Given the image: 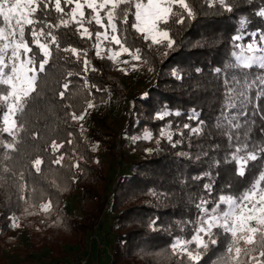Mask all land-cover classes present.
<instances>
[{
    "label": "trees",
    "instance_id": "16d2710c",
    "mask_svg": "<svg viewBox=\"0 0 264 264\" xmlns=\"http://www.w3.org/2000/svg\"><path fill=\"white\" fill-rule=\"evenodd\" d=\"M233 2V11L227 12L218 4L208 7L205 0H191L195 18L186 19L183 25H171L176 44L166 56L164 48H149L143 39L130 32L129 42L140 47L147 60L143 65L144 81L136 79V84H128L126 74L108 59L96 58L90 43L80 41L78 36L71 37L77 46L90 49L88 59L96 71L86 74L87 89L79 76L71 78L69 92L75 94L71 95L70 103L74 109L57 107V115L62 118L56 121L57 131L45 133L49 143L53 138L64 141V148L56 153L65 154L64 166L50 163V150L33 153L45 157V166L42 175L33 171L26 178L43 191V197L34 196L26 204L19 199L21 193L13 180L8 179L0 186V264H6L2 258L4 249L16 243L11 234L14 229H24L32 238L38 235L35 240L39 238L40 244L32 245L29 238V249L39 250L53 261L64 257L73 247H86L106 213L114 221L110 227L114 236L113 259L109 264H179L170 255L169 245L176 236L190 238L192 226L181 231L180 224L196 219V203L200 197L208 198L203 185L213 184L212 198L222 193H239L259 168V161L250 162L251 172L245 177L236 175L235 163L225 161L229 151L227 138L215 128L223 102L222 80L224 73L230 71L226 66L233 62L232 53L237 50L232 37L240 30V20L250 21L243 30L242 44L251 40L252 32L264 30V18L255 14L264 7V0ZM216 68L222 69L219 76ZM68 69L83 75L82 63H71ZM174 72L181 78L173 75ZM88 100L94 101L95 107L88 110L84 120L77 122L64 116L71 110L79 115ZM105 108L113 111L114 125L107 123L106 116L95 120ZM163 110L172 115L157 119V113ZM193 110L205 122L202 135H193L183 127L199 125V120L189 119ZM85 119L93 126L86 125ZM254 119L256 124L251 134L260 143L264 141V133L260 131L264 121L259 116ZM169 124L173 141H179L175 147L160 136ZM145 131L152 133L151 141L142 138L133 141V137H143ZM117 137L124 147V169L115 173L108 197H103L99 187L107 179V165L101 154L114 160ZM69 139L71 144L67 143ZM29 142L38 143L41 149L45 147L44 140ZM216 161H220L219 165ZM74 163L80 167H72ZM72 196L79 206L73 213L66 207ZM33 199L38 203L51 200L52 209L45 214L39 207H29ZM25 208L36 214L28 215ZM13 216L21 227H12ZM223 239L220 238L221 242L213 246L201 264H210L208 257L215 259L213 253L223 250Z\"/></svg>",
    "mask_w": 264,
    "mask_h": 264
},
{
    "label": "snow or ice",
    "instance_id": "6c2138e0",
    "mask_svg": "<svg viewBox=\"0 0 264 264\" xmlns=\"http://www.w3.org/2000/svg\"><path fill=\"white\" fill-rule=\"evenodd\" d=\"M205 3L208 7L218 4L227 12L235 7L233 0H205ZM255 14L264 18V7ZM195 15L191 0H0V186L8 179L13 180L21 193L19 199L28 204L32 197L44 195L26 178L33 171L42 175L45 166V157L33 153L50 150V163L64 166L65 154L56 155L64 148V141L53 138L49 143L45 133L57 131L56 121L62 119L57 115V107L74 109L70 103L71 95L75 94L69 92L71 78L79 76L87 89L86 74L96 71L88 59L90 49L77 46L72 36L90 43L96 58L108 59L127 74L129 69L135 71L147 63L142 49L129 42L130 32L143 39L149 48H164L166 56L176 44L171 25H183ZM249 22L242 18L240 30L232 37L237 51L232 53L233 62L226 66L230 71L224 73L222 80L223 102L215 128L227 138L229 151L225 161L235 163L236 175L245 177L251 172L250 162L259 161V168L239 193H222L212 198L213 184L203 185L208 198L200 197L196 203V219L180 224L181 231L192 226L190 238L176 236L169 245L170 255L179 264H201L213 246L221 242V237L223 250L213 253L215 259L208 257L210 264H264V141L257 143L251 134L256 124L254 117L264 121V30L252 32L249 42L240 43L245 39L243 30ZM125 56L128 58H122ZM71 63H82L83 75L69 70ZM215 72L219 76L222 69L216 68ZM173 75L181 78L178 73ZM91 94L89 91L88 95ZM94 107V101L88 100L79 115L71 110L64 116L82 121ZM170 115L171 112L163 110L156 118L163 120ZM189 119L199 120V114L193 110ZM204 124L199 120L196 127L188 124L183 127L193 135H202ZM171 128L169 124L162 129L160 136L175 147L179 141H173ZM260 131L264 133V126ZM141 138L151 141L153 136L145 131L143 137L132 139ZM40 140L45 141L43 149L38 143L29 142ZM72 167L80 165L74 163ZM52 206L51 200L38 203L33 199L29 204L45 214ZM25 212L36 214L28 208ZM10 219L13 228L21 227L17 217Z\"/></svg>",
    "mask_w": 264,
    "mask_h": 264
},
{
    "label": "rangeland",
    "instance_id": "374dc122",
    "mask_svg": "<svg viewBox=\"0 0 264 264\" xmlns=\"http://www.w3.org/2000/svg\"><path fill=\"white\" fill-rule=\"evenodd\" d=\"M237 51V50H236ZM126 57V56H125ZM122 57V58H125ZM144 64H142L138 70H131L129 69L128 73L125 75V79L127 80L128 84H132L136 82L134 80H139V82L144 81ZM123 67H128L126 65H122ZM125 80V81H126ZM138 83V82H137ZM128 91V88H126ZM118 113V112H117ZM113 111L109 108L103 109L102 113L95 116L96 119L102 120L105 116L107 117L106 121L109 124L114 125V116L112 115ZM86 125L93 126L92 123L88 119H85L84 122ZM123 143L120 138L117 137L116 143H115V151H114V157L113 161L111 158H109L106 154L102 155V160L107 165V179L106 181L99 187V192L103 197H108V194L110 192V188L112 186L114 175L116 172L124 169L122 159H123ZM67 210L71 213L78 211V204L75 203V199L72 196L69 198V200L66 203ZM114 221L111 215L105 214L99 224V227L97 230H95L94 233H92L89 237V242L86 247L80 249L78 247H73L69 250V253L66 254L64 257L56 260H51L46 257V255L39 251L34 249H29L30 243L28 242V239L30 238L33 243L32 245H39L40 240L39 238L36 239V237H39L38 235H35L34 238L31 235L25 234L24 229H14V231L11 233L12 238L16 240V243L12 245L10 248H5L2 254V258L4 259V262L6 264H54L57 262H65L69 260H77L81 257H87V263L86 264H109L111 259H113V234H111L110 227L113 225ZM44 231L47 232L46 229ZM99 233V234H98ZM95 234H98V236L101 237V243L100 245H96V243H93V236ZM105 252V254H104Z\"/></svg>",
    "mask_w": 264,
    "mask_h": 264
},
{
    "label": "built area",
    "instance_id": "2783aa9c",
    "mask_svg": "<svg viewBox=\"0 0 264 264\" xmlns=\"http://www.w3.org/2000/svg\"><path fill=\"white\" fill-rule=\"evenodd\" d=\"M99 234V233H98ZM98 234H95L93 236V243L95 242L96 245H100L101 243V237L98 236ZM105 254V252H104ZM87 263V257H81L80 259H77V260H69V261H65V262H57V263H54V264H86Z\"/></svg>",
    "mask_w": 264,
    "mask_h": 264
}]
</instances>
